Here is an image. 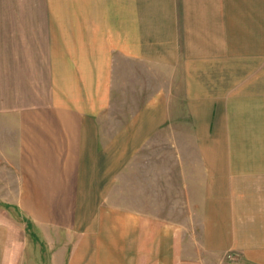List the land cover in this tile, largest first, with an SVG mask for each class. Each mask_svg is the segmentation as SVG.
Instances as JSON below:
<instances>
[{"label": "crops", "instance_id": "1", "mask_svg": "<svg viewBox=\"0 0 264 264\" xmlns=\"http://www.w3.org/2000/svg\"><path fill=\"white\" fill-rule=\"evenodd\" d=\"M46 13L47 76L0 111V201L15 205L0 217L78 234L46 241L50 264H154L153 176L132 172L128 211L109 200L123 153L173 152L203 248L264 264V0H47ZM164 215L157 264H206ZM9 237L2 222L0 264Z\"/></svg>", "mask_w": 264, "mask_h": 264}, {"label": "rangeland", "instance_id": "2", "mask_svg": "<svg viewBox=\"0 0 264 264\" xmlns=\"http://www.w3.org/2000/svg\"><path fill=\"white\" fill-rule=\"evenodd\" d=\"M46 1L0 0V111L3 108L4 110H10V108L17 107L21 94L24 93L25 96L28 90L33 91V83L38 85L47 76L49 41L46 36V24L39 20L47 15ZM175 120V122H179L177 117ZM187 120L186 115H183L179 124H184V126L176 129H181L180 131L183 132L188 131ZM122 122V120H113L112 118L107 121L109 128H113L114 125L118 126ZM171 139L175 142L180 140L184 144L193 141L192 136L185 134L175 135V138L171 137ZM248 139H251V142H256L254 137H247ZM152 143L154 144L155 141ZM177 154L148 150L138 152L136 157L135 153H123L120 169L116 171L113 177L116 183L112 187L114 192L112 196L120 192L122 195L121 200L112 199L109 201L120 205L121 207L118 209L121 211H128L130 177L133 176L136 168L138 176H140L142 170L144 175H151L154 179L153 200L150 201L155 213V231L158 232H155L154 235V264L160 261L162 252L160 242L162 239L160 235L161 214H165L163 218L169 220L171 225L183 223V226H185L179 236L186 242V255L192 254L196 250L193 247V238H195L197 246L201 240V253L208 261L206 264H242L239 261L235 263L238 254L234 251L208 252L203 248L204 233L198 230L195 233L192 232L191 219L193 217L189 215L190 209L188 207L185 209L183 206L188 203L189 199L188 191H183V178L179 177L178 174ZM181 154L186 157L189 153L183 152ZM146 161H148V164H146ZM162 178L164 183L168 182L167 186L162 183ZM188 190L189 193H193L191 189ZM86 202H90L88 207L90 211L97 208L94 207V201ZM9 205L15 207L13 204L0 201L1 207L10 209ZM180 208L184 209L181 210ZM12 211L8 214L9 217L6 215L0 217L4 229H7L8 235H10L9 244L7 241V245L2 248L3 263L1 264H50L51 259L47 240H76L79 238L78 234L68 235L66 232L45 233L38 231L35 223L29 217L22 216L17 210ZM110 217L106 216L107 223L112 222ZM112 219L115 220L113 217ZM195 219V225L199 227L198 219L201 220V217L196 215ZM119 234L123 237V235H127V231L118 232ZM175 238L177 239V236Z\"/></svg>", "mask_w": 264, "mask_h": 264}]
</instances>
